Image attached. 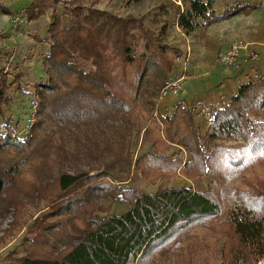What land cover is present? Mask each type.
I'll return each mask as SVG.
<instances>
[{"label": "trees", "instance_id": "16d2710c", "mask_svg": "<svg viewBox=\"0 0 264 264\" xmlns=\"http://www.w3.org/2000/svg\"><path fill=\"white\" fill-rule=\"evenodd\" d=\"M115 1L26 7L28 19H51L41 41L52 70L33 84L39 122H27L24 137L3 115L9 93L29 94L28 84L0 56V216L12 212L0 246L22 227L26 208L38 213L0 264H264V73L207 112L179 101L153 116L181 57L171 29L205 31L256 4L217 13L213 0H188L135 16L100 8ZM120 1L126 10L142 0ZM45 123L53 131L37 142ZM141 126L148 150L134 160ZM134 173L210 181L205 190L161 185L147 193L125 186ZM32 194L33 203L23 200ZM117 200L128 207L122 214L111 212Z\"/></svg>", "mask_w": 264, "mask_h": 264}, {"label": "rangeland", "instance_id": "374dc122", "mask_svg": "<svg viewBox=\"0 0 264 264\" xmlns=\"http://www.w3.org/2000/svg\"><path fill=\"white\" fill-rule=\"evenodd\" d=\"M31 1L32 0H0V56L4 61L8 60L12 65H16L18 67V70L21 71L24 75L23 83L28 84L27 90L30 92L29 94H23L18 91L12 90L9 93L11 99L9 101V104L4 109L3 117L5 119H10L12 128L19 134V136L22 137L28 134V128L24 127L27 124V119L30 118L32 110L31 107L33 103H37L36 99L32 95V93L34 92L33 84L38 81L45 80L48 75L46 73L47 69L48 73L52 70L50 66L46 65L43 62V56L47 52L48 48L46 43L41 41L47 39V28L48 24H50L51 19L49 16H45L37 20L28 19L25 15V9L31 3ZM187 1L188 0H142L139 4L131 5L125 10V8L122 6L121 1L116 0L115 2H109V5H106V2H104L103 5L100 6V8H106L107 10L113 9L121 15L132 14L135 16L148 13L161 3L168 4L174 8H183L184 4H186ZM213 3L214 10L217 13H221L225 8L236 3L241 5L256 4L257 10L255 11L253 19L257 20V24L261 21L264 24L263 0H213ZM260 29L261 33L263 32V34L261 35H263L262 39L264 40V25ZM185 36L186 35L177 27H173L170 31L169 43L173 46L178 47L181 51V57L175 63V68L172 74V77L175 78L177 74L181 73L177 78V80H181V89L180 91L178 90L176 92H169L165 96H161V94L159 93V97L158 100H156V106L153 113V116L155 118L159 114L158 111L160 109V100L164 99L170 94L177 95L183 90V81L186 78V66L190 53V49L187 46L188 41ZM183 38L184 42L186 43L185 49H181L180 47V41H182ZM235 41H242V43L246 45L245 49L240 52L241 66L237 70H232L225 66L223 67L230 72L239 73L242 70L244 62L246 60L255 62L258 60V55L257 53L249 49L248 43L244 42L241 39H237ZM227 50H225L223 53H225ZM217 61H219L218 58ZM208 110L209 108L207 109V111ZM38 111L39 107L37 108V112ZM37 121L39 122L38 115L35 116L33 124H36ZM202 123V114H199L195 119V124L198 131L199 129H201ZM52 129L53 123H45L44 129L36 133V141L40 142L45 138H50L47 136L50 135V133L53 131ZM143 130L144 126L139 127V133L137 137H134V139H132L131 141V151L134 160L148 150V145L144 141ZM51 143L53 144V141ZM182 154L185 158L187 157V154L184 150H182ZM48 173L47 175H49ZM209 181V177H202L197 180H189L184 177L162 180L159 175L146 177L143 175H139L138 173H134L131 176L130 181L125 183V186L147 193L156 191L161 185L173 188L190 186L191 188L196 190H205L206 185L209 183ZM30 197L31 198H27L24 195L23 200L28 203H33L32 200L34 199V194H32ZM98 199L103 204L109 205L110 203L109 197L101 196ZM127 208L128 207L125 203L121 202V200H117L113 204L111 212L113 214H122L127 210ZM37 214V208L34 206V204L31 205V208H26L23 211L22 227L14 232L13 237L8 239L5 245L0 246V262L8 251L13 250L14 248L19 246L21 239L24 236L23 227L26 224L30 223ZM11 221L12 212H9V214H6L4 216H0V237L3 235L4 230L9 227V223Z\"/></svg>", "mask_w": 264, "mask_h": 264}, {"label": "crops", "instance_id": "0c3cea01", "mask_svg": "<svg viewBox=\"0 0 264 264\" xmlns=\"http://www.w3.org/2000/svg\"><path fill=\"white\" fill-rule=\"evenodd\" d=\"M256 10L257 8L247 14H237L209 26L205 31L185 36L190 53L183 90L177 95L170 94L161 99L159 114L166 113L179 101L188 103L193 101L207 111L211 106L234 96L238 87L245 83L249 76L257 72L264 73V40L260 29L264 24L262 21L257 24V20L253 19ZM237 39L248 43L249 49L257 53L258 60L255 62L246 60L242 70L233 73L226 70L217 58ZM180 47L181 49L186 47L184 38L180 41ZM180 74L171 81L176 80ZM206 129L207 123L203 119L199 131L204 133Z\"/></svg>", "mask_w": 264, "mask_h": 264}, {"label": "built area", "instance_id": "2783aa9c", "mask_svg": "<svg viewBox=\"0 0 264 264\" xmlns=\"http://www.w3.org/2000/svg\"><path fill=\"white\" fill-rule=\"evenodd\" d=\"M245 44L242 41H235L230 48L225 52L219 55V62L232 70H237L241 66L240 52L245 49ZM253 57V55H252ZM181 89V80H174L168 83L160 92L161 96L167 95L169 92L180 91ZM32 110L30 118L28 119L29 127L33 124L36 112V106L32 105Z\"/></svg>", "mask_w": 264, "mask_h": 264}]
</instances>
